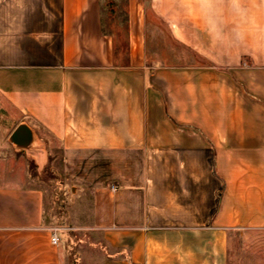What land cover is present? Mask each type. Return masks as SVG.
Instances as JSON below:
<instances>
[{
	"label": "crops",
	"instance_id": "crops-1",
	"mask_svg": "<svg viewBox=\"0 0 264 264\" xmlns=\"http://www.w3.org/2000/svg\"><path fill=\"white\" fill-rule=\"evenodd\" d=\"M106 5L0 0V264H65L64 230L102 264H230L264 230V0Z\"/></svg>",
	"mask_w": 264,
	"mask_h": 264
},
{
	"label": "rangeland",
	"instance_id": "rangeland-1",
	"mask_svg": "<svg viewBox=\"0 0 264 264\" xmlns=\"http://www.w3.org/2000/svg\"><path fill=\"white\" fill-rule=\"evenodd\" d=\"M107 1L111 0H102L104 17L106 19L109 18L108 16L110 14L109 7L106 5ZM73 173L79 174L77 171H73ZM73 178V189L72 192H69V195L73 200L70 212L75 217L77 213L85 215L86 212H89L90 205L78 199L79 189L76 187L78 182L76 179L73 180ZM73 223H77L75 218ZM62 232L63 244L70 245L71 248V255L69 259L67 258L65 264H102V261L98 258L97 252L94 250L99 249L98 245L93 241L95 238L87 236L88 242L86 241V237L78 230L73 231V235L71 234L70 237L67 236L69 231L64 230ZM90 240H92L94 244L92 242L90 243ZM100 248L103 249L102 247ZM229 260L230 264H264V230L254 231V233L241 230L233 234L230 238Z\"/></svg>",
	"mask_w": 264,
	"mask_h": 264
},
{
	"label": "water",
	"instance_id": "water-1",
	"mask_svg": "<svg viewBox=\"0 0 264 264\" xmlns=\"http://www.w3.org/2000/svg\"><path fill=\"white\" fill-rule=\"evenodd\" d=\"M9 140L19 149L31 154L36 153L38 138L32 128L25 122L17 125L11 133Z\"/></svg>",
	"mask_w": 264,
	"mask_h": 264
},
{
	"label": "built area",
	"instance_id": "built-area-1",
	"mask_svg": "<svg viewBox=\"0 0 264 264\" xmlns=\"http://www.w3.org/2000/svg\"><path fill=\"white\" fill-rule=\"evenodd\" d=\"M117 189V186L115 185V184H113L112 186H111V190L112 191H115ZM52 241L54 242V243H57L58 242V236L56 235V234H54L53 236H52Z\"/></svg>",
	"mask_w": 264,
	"mask_h": 264
}]
</instances>
